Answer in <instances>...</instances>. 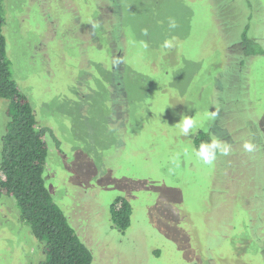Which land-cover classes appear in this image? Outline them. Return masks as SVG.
<instances>
[{"label": "rangeland", "instance_id": "374dc122", "mask_svg": "<svg viewBox=\"0 0 264 264\" xmlns=\"http://www.w3.org/2000/svg\"><path fill=\"white\" fill-rule=\"evenodd\" d=\"M4 7L13 78L50 130L47 187L93 264H264V0ZM244 25L258 39L250 56ZM183 115L198 119L195 134L175 126ZM201 130L231 145L212 167L194 155ZM117 198L133 207L124 233L112 223ZM43 246L2 195L0 264H40Z\"/></svg>", "mask_w": 264, "mask_h": 264}, {"label": "trees", "instance_id": "16d2710c", "mask_svg": "<svg viewBox=\"0 0 264 264\" xmlns=\"http://www.w3.org/2000/svg\"><path fill=\"white\" fill-rule=\"evenodd\" d=\"M4 23V0H0V98L9 102L0 161V199L2 195L14 198L21 220L30 226L36 239L45 243V260L40 264H93L92 251L77 235L47 187V134L50 130L38 126L30 100L13 78L3 33ZM249 31L250 27L244 25L238 42L248 56L255 52L253 45H258V39L249 37ZM212 137L204 130L198 132L194 141L197 149L202 142H210ZM132 213V204L124 198H117L111 206L113 226L124 233L131 225ZM251 221L253 228L257 224L253 223V218ZM261 225L257 228L259 232L264 231ZM255 236L264 253V236Z\"/></svg>", "mask_w": 264, "mask_h": 264}, {"label": "clouds", "instance_id": "9594fccd", "mask_svg": "<svg viewBox=\"0 0 264 264\" xmlns=\"http://www.w3.org/2000/svg\"><path fill=\"white\" fill-rule=\"evenodd\" d=\"M169 26L175 28L177 25L175 21H170ZM147 34V32H145ZM170 41H165L164 47H170ZM183 136L195 134L198 126V119H194L187 115H183L179 123L175 125ZM243 149L247 153H252L256 150V145L251 142L245 141ZM186 154L188 150H185ZM231 154V145L213 136L210 142H202L199 148L194 151L195 157L207 167H212L217 160L218 156H228Z\"/></svg>", "mask_w": 264, "mask_h": 264}]
</instances>
